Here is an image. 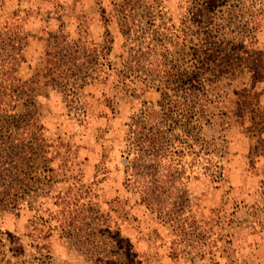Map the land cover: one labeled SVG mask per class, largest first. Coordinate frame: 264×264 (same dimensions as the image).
I'll list each match as a JSON object with an SVG mask.
<instances>
[{
	"label": "rangeland",
	"instance_id": "rangeland-1",
	"mask_svg": "<svg viewBox=\"0 0 264 264\" xmlns=\"http://www.w3.org/2000/svg\"><path fill=\"white\" fill-rule=\"evenodd\" d=\"M175 100L143 201L132 117ZM0 264H264V0H0Z\"/></svg>",
	"mask_w": 264,
	"mask_h": 264
},
{
	"label": "trees",
	"instance_id": "trees-1",
	"mask_svg": "<svg viewBox=\"0 0 264 264\" xmlns=\"http://www.w3.org/2000/svg\"><path fill=\"white\" fill-rule=\"evenodd\" d=\"M171 74L167 75L163 82L167 84V87L173 83L177 84L178 81V79H175L178 73ZM158 105L159 108L156 107V104L145 103L139 115L132 117L128 134L129 153H133V158L129 159L130 163L127 165L126 172L129 176V182L143 194V201L157 198L159 195L156 194L155 190L167 186L169 182L173 184V173H170L169 170L171 164L170 162L168 164L166 160L173 149L177 148L174 145L179 138L173 140L171 136L173 126L168 111L172 110L173 107H178L179 104L175 100L167 104L160 101ZM189 110V107L183 103L184 117L185 111L189 113ZM190 113L188 120L192 121L191 119H194L197 113ZM192 128V131H188L189 135L193 134L197 126ZM199 133L198 128L197 133L194 135L196 139H200ZM179 142L180 145L185 143L182 139H179Z\"/></svg>",
	"mask_w": 264,
	"mask_h": 264
}]
</instances>
